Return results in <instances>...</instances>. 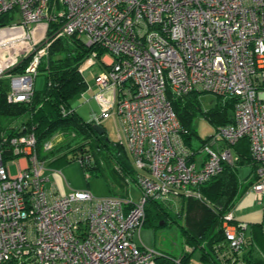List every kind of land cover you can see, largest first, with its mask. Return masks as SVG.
I'll use <instances>...</instances> for the list:
<instances>
[{"label":"built area","instance_id":"built-area-1","mask_svg":"<svg viewBox=\"0 0 264 264\" xmlns=\"http://www.w3.org/2000/svg\"><path fill=\"white\" fill-rule=\"evenodd\" d=\"M0 0V77L6 100L28 102L52 41L75 35L95 46L79 71L99 65L92 98L100 124L113 117L135 170L138 199L95 196L88 190L58 194L37 157L35 136H3L0 143V264H157L170 257L140 240L149 200L183 195L200 199L199 185L238 156L242 137L257 161L250 186L264 198V0ZM17 72L12 70L20 66ZM45 61V60H44ZM190 91L235 97L232 121L205 143L187 145L168 95ZM6 142L9 147H1ZM52 141L44 148H52ZM19 158L10 174L9 165ZM81 164L82 160H78ZM56 171V170H54ZM86 176H88L86 174ZM262 230L264 233V208ZM221 227L232 250L244 246L247 227ZM183 264V263H182ZM184 264H200L188 261Z\"/></svg>","mask_w":264,"mask_h":264},{"label":"trees","instance_id":"trees-1","mask_svg":"<svg viewBox=\"0 0 264 264\" xmlns=\"http://www.w3.org/2000/svg\"><path fill=\"white\" fill-rule=\"evenodd\" d=\"M56 9L57 0H51ZM10 21L8 14L0 15V23ZM98 55L103 51L95 46H87L82 38L75 35L58 37L50 44L45 61L39 70L45 72V82L41 89L34 88L28 102L9 103L6 94L9 89L8 77H0V143L3 136L33 133L37 157L44 160L48 168H60L67 162L82 160L84 173L90 177H104L112 190V195H127L130 184L135 183V170L123 145L110 141L105 132L98 133L92 120H82L71 106V99L86 89V82L80 66L93 50ZM24 61L12 72L21 70ZM200 92L190 91L183 95H168L171 106L181 126V138L187 145L194 140L200 143L209 140L200 138L193 128L198 113L205 116L216 129L232 121L235 97H218L214 106L202 111L198 101ZM52 141V148L45 149L46 142ZM238 156L234 164L223 163L219 173L212 176L198 189L201 198L174 197L173 202L149 200L145 204L143 227L158 230L175 223L180 227L184 243L178 255L180 263L191 260L198 252L202 264H258L252 260V248L258 246L264 254V233L262 219L251 225V233L246 232L244 246L240 251L232 250L221 227L223 215L231 211L243 193L257 179L258 166L249 152L247 137L230 145ZM1 147H9L6 142ZM251 165L254 181L244 186L239 181L238 168ZM107 171L108 175L104 173ZM117 190V191H116ZM233 223L238 224L235 217ZM157 264H173L171 259L159 258Z\"/></svg>","mask_w":264,"mask_h":264},{"label":"rangeland","instance_id":"rangeland-1","mask_svg":"<svg viewBox=\"0 0 264 264\" xmlns=\"http://www.w3.org/2000/svg\"><path fill=\"white\" fill-rule=\"evenodd\" d=\"M44 60L45 59H43V61ZM98 70H99V65L93 64L89 69H86L83 71V77L86 80V82L88 83L89 87L94 82L93 77L98 72ZM44 82H45V72L42 70H39L37 73V76L35 77V80H34V88H36V89L43 88ZM92 93H93V90L88 91L86 93V95L81 94V93L78 94L74 99H71V104L74 106V104L78 105V103L84 102L85 98H87ZM217 98H218L217 96H215L214 94H211V93H199L198 94V101L201 104V110L205 111V110L209 109L210 107L214 106L215 103L217 102ZM77 101H78V103H77ZM94 101L96 102V100H94ZM97 105H98V103H97ZM82 107L84 108V106L81 105V108ZM77 108H79V107H77ZM85 110H86V115L82 116L83 120L88 119L87 114L89 115V118L91 119L93 114L98 115V114H100V111H101L99 105L97 106V109H95L94 111L92 108H89V107L86 108ZM101 124L105 127L107 137L110 140L120 141L119 134H118L117 127H116V123H115V120L113 117H109V118L104 119L101 122ZM193 128L197 131V133L201 139L208 137L209 135L213 134L215 131V128L210 123V121L205 116H203L201 113H198L197 116L195 117L194 122H193ZM199 144H200V142L198 139L194 140V143H193L194 146H199ZM19 161L20 160L17 159L14 161V163H11L9 165L10 174L13 175L16 173L17 167H18V165H20ZM72 164H76L79 166L77 161H72V162L65 163V165L61 166L60 168L54 169V168L48 167L46 170H44V173L47 174L48 170L51 169V170L59 171L61 176H63V175L66 176L65 172H66L67 168L70 167V165H72ZM80 167L81 166H79V168ZM80 171L82 173V181L84 183L85 178L83 175L85 173H84L82 167L80 168ZM104 174L109 176L107 171ZM95 179H97V178L93 177V178H91V181H93ZM71 189H73V190H88L92 194H94L95 196H101V195H97V194L93 193L92 190H90L88 188H73L72 187ZM105 192L109 193L108 187H107ZM127 192H128V196L132 200L136 201L138 199L139 189L134 183L129 185ZM107 195H109V194H105L102 196H107ZM262 206H264V198H263V203L261 204L255 198V196L252 192H248L243 196L242 199H240V201H238L236 203L235 215H239L240 213H244V212L245 213L257 212L262 208ZM232 212H233V210H232ZM179 229H180V227L178 225H176L175 223L170 224L164 228H160L158 230H152L151 228L143 227L141 229V233H140V240L136 237V241H138L139 243L141 242L146 247L154 248L157 251H160L161 253H166V254L168 253L170 255L178 256L183 251L184 246H186V244L184 243L183 237L180 234ZM186 249H189V247L186 246ZM251 256H252L251 258L254 262H257L258 264H264V254L259 249L258 246H255V245L253 246ZM191 259L194 262L198 261L197 252H195L192 255Z\"/></svg>","mask_w":264,"mask_h":264},{"label":"crops","instance_id":"crops-1","mask_svg":"<svg viewBox=\"0 0 264 264\" xmlns=\"http://www.w3.org/2000/svg\"><path fill=\"white\" fill-rule=\"evenodd\" d=\"M99 70H98V72H99ZM85 82H86V80H85ZM92 90H93V93L91 95H89L87 98H85L84 102L78 103V101H77L78 105L74 104V106L71 104V106L75 109L76 113L78 114V116L81 119H82V116L86 115V110H85L86 108H88V107L92 108L93 111L95 109H97L98 105L92 98L93 94L97 91V87L94 84V82L91 84L90 87L88 86V83L86 82V89L81 94H85L86 95V93L88 91H92ZM81 105L84 106L85 109L83 107L81 108ZM77 107H79V108H77ZM87 116H88V119L84 120V121L91 120L89 118L88 114H87ZM101 126L104 128V132L106 133L105 127L102 124H101ZM110 141L117 142V141H114V140H110ZM123 147L125 148L124 145H123ZM125 151H126L128 157H129V161H131L129 152L127 151L126 148H125ZM19 160H20L19 161L20 165L25 163L24 159L19 158ZM78 164H79V166H81L79 162H78ZM131 165H132V162H131ZM79 166L76 165V164L70 165V167H68L67 170L65 169L66 170V172H65L66 176H64L63 174H62L63 176H61L59 171H54V170H51V169L48 170V173L45 174L50 179V181L47 182V185H50V184L54 185L56 192L58 194H61V195L65 194V193H68L70 190H72L71 189L72 187L73 188H88V189L92 190L93 193H95L97 195H101V196L105 195V194H110V195L112 194V190L110 189V186H109L107 180L104 177H102V176L94 177V178H97V179L91 181V178H93V177L87 178L85 176V174L83 173L84 174L83 176L85 178V182L83 183V181H82V173L80 171L81 167L79 168ZM238 177H239L240 183H242L243 186L245 184L247 185L250 182L254 181L255 177H254V172L252 170V166L251 165L240 166L238 168ZM250 186L246 190V192L241 195V197L237 200V202L240 201V199H242L243 196L246 193L250 192ZM107 187H108V192L109 193L105 192ZM126 194L127 195H119V196H123V197L124 196H128V192ZM171 201L173 202V200H171ZM236 203H235V205H236ZM260 203L262 204L263 200ZM235 205H234V207L232 209L233 210V215H234V217H235V219H236V221L238 223H242V224L246 225L247 232H248V235H249L251 233L250 232L251 228H252L251 225L254 224V223H259L261 221L262 216H263L262 210H263L264 206H262V208L259 211H257V212H251V213H245L244 212V213H240L239 215H235ZM197 254H198V252H197ZM191 261H192V259H191ZM196 262L202 264L199 260L196 261Z\"/></svg>","mask_w":264,"mask_h":264},{"label":"water","instance_id":"water-1","mask_svg":"<svg viewBox=\"0 0 264 264\" xmlns=\"http://www.w3.org/2000/svg\"><path fill=\"white\" fill-rule=\"evenodd\" d=\"M93 126L98 133L102 134L104 132V128L101 125L94 124Z\"/></svg>","mask_w":264,"mask_h":264},{"label":"clouds","instance_id":"clouds-1","mask_svg":"<svg viewBox=\"0 0 264 264\" xmlns=\"http://www.w3.org/2000/svg\"><path fill=\"white\" fill-rule=\"evenodd\" d=\"M95 124V123H94ZM99 125H101V124H99ZM85 176H86V174H85ZM87 177V176H86ZM88 178V177H87Z\"/></svg>","mask_w":264,"mask_h":264}]
</instances>
